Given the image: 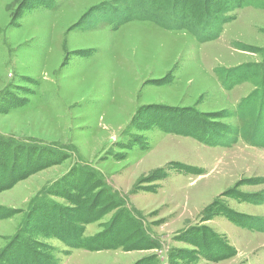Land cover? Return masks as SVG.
<instances>
[{
	"label": "rangeland",
	"instance_id": "obj_1",
	"mask_svg": "<svg viewBox=\"0 0 264 264\" xmlns=\"http://www.w3.org/2000/svg\"><path fill=\"white\" fill-rule=\"evenodd\" d=\"M127 1L0 0V142L26 145L28 155L33 145L69 153L0 193V259L23 236L53 248L61 264H264V0L205 43L187 30L150 21L115 28L97 15ZM175 1L186 7L167 0ZM17 169L0 161V186ZM76 171L95 179L82 199L105 209L86 236L117 221L122 239L134 233L124 246L70 249L31 226L40 193L67 214L77 209L51 193ZM202 229L238 254L193 260ZM140 236L163 247L140 248Z\"/></svg>",
	"mask_w": 264,
	"mask_h": 264
},
{
	"label": "trees",
	"instance_id": "obj_2",
	"mask_svg": "<svg viewBox=\"0 0 264 264\" xmlns=\"http://www.w3.org/2000/svg\"><path fill=\"white\" fill-rule=\"evenodd\" d=\"M113 4V6L107 5V9H98L99 11L97 15L106 24L113 25L115 28L120 27L122 24L129 21H150L159 24L166 30H187L192 33L199 42L205 43L217 38L220 29L225 24L235 19V16H231V13L235 9L247 6L249 1L187 0L185 4L186 7L182 10L177 9L179 1L171 2L169 4L167 0H128L124 6L125 9L123 8L124 11L118 8L119 6L116 2H113ZM203 10H207L206 14L203 13ZM209 35L213 36L208 37ZM235 77L238 78L239 76L235 75ZM248 110L253 111L252 106H250ZM258 118L259 120L262 119L260 116ZM158 126L162 128L161 125ZM258 127L260 130H258L257 133L264 132L263 121ZM164 131L167 133L172 132L168 129H165ZM183 134L191 135L198 139L200 138L196 133ZM228 134L234 137L232 142L237 140L236 128L229 131ZM258 140L259 139H256V141ZM201 141L207 144H212L210 140L204 138ZM32 147L33 151H30L28 155V147H26V145L21 146L12 142L9 143L8 141L0 142V161H3L6 169L8 168L12 170L17 166L18 169L16 172L19 173H13L11 178L4 185L0 186V193L12 188L21 182L26 176L40 169L54 165L60 160H64V156H66V158L69 157V153L66 150H61V154L64 156L58 157L59 155L57 154V151L52 148H46L45 152H42L39 145H33ZM11 149H14V153L9 152ZM38 150L41 154H38ZM34 157H38L37 164H34L31 161V159L34 160ZM14 158L16 160H14ZM26 158L30 160L29 163H26ZM9 159L12 160L8 163ZM71 177L68 179L66 178L64 180L65 183L63 184L58 183L57 187L51 190V193L59 197H64L70 201L74 199L73 201L77 209H71L72 212L67 214L65 212L68 210V207H64L54 201L49 194L44 195V193H40L27 211V213L30 214L32 212V207L36 206V209L33 212L36 213V218H32L33 222L31 223V226L36 225L37 227L35 228H39L45 234H49L50 237L59 239L70 249L85 248L91 251H98L102 249L115 250L118 247L124 246L126 243L124 239L127 240L128 238H131V236H134V233H131L122 239L121 237L124 234V226H122V224L117 227V221L106 226L105 230L99 234H95L91 237L86 236L87 226L99 219L105 209L101 208L99 205L100 201L94 203L93 199H86V197L82 199L83 195L81 193L93 189L94 184L92 185V183H94V177L91 179L86 173H78V171L73 173ZM95 184H99L98 181H96ZM99 186L100 184L97 185V188ZM68 190L74 192L78 191L76 192L78 195L75 193L71 194ZM88 204L91 205L88 207ZM230 217L229 213V216H227L229 220L242 226L244 225V223L238 218ZM252 221L253 223L258 224L262 223L257 219ZM132 225V221H130V224L127 223V226L131 227V229L133 227ZM257 229L264 232V224H261ZM197 233H199L197 238H203V242L200 241L201 239L193 241V243L199 247L198 255L197 257L192 258L193 260L203 257L207 261L214 262L221 261L222 258L225 257L223 254H229V259L238 254L233 247L220 241L218 235L213 232L205 233L204 229H202ZM158 239L159 241L156 239H148L146 236H140L139 242L134 244H137L143 249H160L163 247V243L160 238ZM18 243L19 244H17L12 250L11 255H8L9 258H3L5 264H61L60 259L54 253L53 248L50 249V252H46L43 249L40 250L39 246H35L31 240H28L23 236ZM3 261L0 259V264H4ZM148 263L150 262L147 261L143 264Z\"/></svg>",
	"mask_w": 264,
	"mask_h": 264
}]
</instances>
